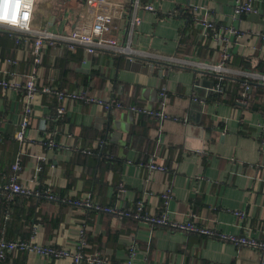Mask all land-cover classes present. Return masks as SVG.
I'll list each match as a JSON object with an SVG mask.
<instances>
[{
	"label": "crops",
	"instance_id": "1",
	"mask_svg": "<svg viewBox=\"0 0 264 264\" xmlns=\"http://www.w3.org/2000/svg\"><path fill=\"white\" fill-rule=\"evenodd\" d=\"M86 1L36 0L33 26L69 35ZM109 1L125 9V17L115 20L107 35L122 42L134 0ZM233 1L140 0L141 24L132 39L134 49L217 63L223 44L214 32L233 27L241 35L230 37L227 67L235 74L225 79L226 96L214 92L218 79L213 74L151 59L130 64L126 56L110 52L88 57L83 48L69 50L61 41L46 43L37 65L32 36L0 31V80L25 82L37 70L39 87L85 88L105 101L165 116L108 113L97 105L69 102L66 114L58 117L57 99L40 94L23 144L15 138L24 114L22 92L0 87V240H34L75 250L84 238V253H100L110 264L125 262L132 244L138 250L135 264L264 263V254L256 249L82 211L67 202L19 195L9 199L4 190L19 160L18 181L33 190L51 189L59 198H90L122 208L145 201L153 215L167 211L171 220H194L223 233L264 240V83L249 77L264 74L259 70L264 64V0L255 3L256 14L240 18L233 16ZM147 5L155 12L146 11ZM193 7H199L196 14ZM195 18L214 22L216 31L205 35ZM238 59L249 66L242 67ZM246 82L253 99L241 105L236 98ZM50 138L56 143L53 149L44 145ZM152 162L167 171H150ZM167 189L172 200L165 209ZM238 211L246 213L244 220L235 216ZM3 264L71 261L18 252Z\"/></svg>",
	"mask_w": 264,
	"mask_h": 264
},
{
	"label": "built area",
	"instance_id": "2",
	"mask_svg": "<svg viewBox=\"0 0 264 264\" xmlns=\"http://www.w3.org/2000/svg\"><path fill=\"white\" fill-rule=\"evenodd\" d=\"M258 0H234L233 1V16L240 18L256 14L255 3ZM36 0H0V31L15 32L26 36H32L34 43L32 47V55L35 58L37 65L41 64L43 57V49L46 43L51 45L61 41L66 43L69 50H75L78 47L83 48L86 55H94L99 52H110L114 55L126 56L129 60L134 59H151L160 61L172 66L180 68L190 67L198 70L202 74H213L218 79V83L214 89L215 93L221 96H226L229 90L228 84L225 83L227 75L235 74V71L227 67V63L231 60L230 53V37L240 36L241 33L233 27L224 28L218 34L214 32L216 40L223 44L221 48L220 61L217 63H203L192 60L177 59L176 57H167L157 55L152 52L134 49L132 39L134 31L141 24V19L137 15L140 9V0H134L132 13L128 17L127 31L124 40L119 41L107 37L113 30V22L117 19L125 17V9L123 5L113 3L109 0H87L84 7L77 14L74 29L69 35H55L48 31L35 29L33 26L34 12ZM146 11L155 12L152 5H147L144 8ZM199 7H193V11H198ZM127 18V17H126ZM126 20V19H125ZM198 26L202 27L206 33L209 30H215V24L206 19L195 18ZM264 83V74L250 75ZM0 87L4 90H13L22 92V100L24 104V114L21 119L20 127L15 135V138L20 143H25L26 133L31 124V119L34 114V101L40 94L54 96L59 107L57 116L62 117L66 114V105L69 102H81L90 105L102 107L108 113L115 111L129 110L138 114L152 115L159 118H165L163 112L155 114L146 109H140L136 106H126L120 101H105L85 88L76 91L61 90L53 86L39 87L37 83V70H34L25 82L2 79ZM253 88L250 82H246L242 89L238 92L236 102L241 105H249L252 102ZM165 91L160 93V98L165 99ZM2 136L0 134V141ZM48 148L53 149L56 143L53 138L44 142ZM150 171H167L166 167L155 164L149 165ZM21 170L20 161L17 160L12 167L13 175L10 178V183L4 188L7 197L12 199L13 196L19 195L24 197H34L44 199L51 202H67L71 206L82 211H95L111 215L119 220H134L144 222L151 226L162 227L173 232H181L186 234H194L199 237L216 239L221 242L231 243L236 247H248L256 249L264 254V240H259L247 233L241 235L227 234L219 231L214 227H206L198 225L194 220L175 221L171 220L168 212L165 211L160 215H153L147 211L145 201H139L129 208L120 206H102L94 202L92 199H65L57 197L51 189L33 190L30 187L19 183L17 173ZM121 189V192H124ZM165 209L172 200V193L167 189L162 195ZM235 216L240 220L246 217L245 212H234ZM86 242L81 238L75 250L67 248H56L52 246H44L37 241H4L0 240V264H3L10 255L18 252H26L31 255L42 258H51L54 260L71 261V264H110L109 260L100 253L87 254L84 253ZM137 247L132 244L129 247V255L122 264H135L137 257ZM264 264V263H263Z\"/></svg>",
	"mask_w": 264,
	"mask_h": 264
},
{
	"label": "trees",
	"instance_id": "3",
	"mask_svg": "<svg viewBox=\"0 0 264 264\" xmlns=\"http://www.w3.org/2000/svg\"><path fill=\"white\" fill-rule=\"evenodd\" d=\"M189 21L191 22V17H189ZM238 60H240V59H238ZM234 64V63H233ZM236 64L237 65H239V63L236 61ZM240 65L242 66V67H244V68H246V67H248L249 65L246 63H244V62H242L241 60H240ZM261 66V68H259ZM259 70H261V71H264V64L263 65H259ZM238 89V85L237 84H235V91ZM144 116V115H143ZM144 117H149V118H151L150 116H144ZM7 261V260H6Z\"/></svg>",
	"mask_w": 264,
	"mask_h": 264
},
{
	"label": "water",
	"instance_id": "4",
	"mask_svg": "<svg viewBox=\"0 0 264 264\" xmlns=\"http://www.w3.org/2000/svg\"><path fill=\"white\" fill-rule=\"evenodd\" d=\"M88 57H90V56H88ZM128 63H130V64H134L131 60H128Z\"/></svg>",
	"mask_w": 264,
	"mask_h": 264
}]
</instances>
